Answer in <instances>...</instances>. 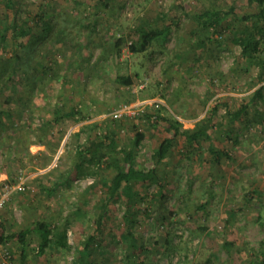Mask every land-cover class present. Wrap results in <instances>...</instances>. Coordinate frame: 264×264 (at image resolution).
Segmentation results:
<instances>
[{
	"label": "rangeland",
	"instance_id": "1",
	"mask_svg": "<svg viewBox=\"0 0 264 264\" xmlns=\"http://www.w3.org/2000/svg\"><path fill=\"white\" fill-rule=\"evenodd\" d=\"M229 7L233 12L220 25L199 23L201 11ZM254 11L250 0H14L1 5L0 20L8 13L20 23L27 19L32 30L0 46L1 117L5 111L0 196L20 172L26 177V189L11 193L0 209V264L130 263L129 241L122 236L127 197L109 199L107 186L115 173L109 161L121 154L108 152L97 165L80 149L96 137L106 139L111 130L118 148L130 147L136 127L145 133L136 163L146 170L156 167L157 179L136 186L144 199L135 204L134 264L258 263L256 253L264 257V101L251 102L240 118L230 114L264 84L260 68L234 40L239 17ZM41 16L54 26L45 39L32 35L43 32ZM142 24L169 25L171 31L167 39L133 53L129 45ZM121 74L134 82H119ZM124 102L136 105V113L114 118L113 109ZM60 107L74 108L76 117L54 121ZM157 114L177 117L182 129L210 118L211 140L190 142L177 135L157 165L155 149L174 136L167 120L153 124ZM211 141L231 156L215 160ZM79 162L94 173L85 168L79 174ZM103 203V227L95 232ZM38 220L52 222L55 229L68 223L70 247L52 245L39 254ZM24 228L31 231L23 249L16 233ZM91 236L90 261L82 263ZM7 250L11 256L6 258Z\"/></svg>",
	"mask_w": 264,
	"mask_h": 264
},
{
	"label": "trees",
	"instance_id": "2",
	"mask_svg": "<svg viewBox=\"0 0 264 264\" xmlns=\"http://www.w3.org/2000/svg\"><path fill=\"white\" fill-rule=\"evenodd\" d=\"M14 4V0H0V6L4 4ZM250 3L254 5L255 11L249 14H244L239 19L241 20L240 25L236 28V34L234 40L238 43L242 44L244 54L249 57L250 61L253 65H257L260 68L259 77L260 81H264V56L260 53L262 49H264V0H250ZM233 12L232 7H229L225 10L220 9H206L199 13V23L205 27H216L223 22L225 17H228L230 13ZM43 21V25H41L43 32L42 34L32 35L37 36L42 39H45L50 32H52V28L54 27L50 19L47 20L41 16ZM41 24V22L39 21ZM231 26V25H229ZM52 29V30H51ZM12 30L11 37H9V32ZM32 30L31 26L27 22V19H24L22 23H20L14 16L11 14H6L5 18L0 20V46H7L10 43V40L15 43L22 36H27L29 31ZM138 33L137 39L130 42V49L133 53H141L148 50L154 41L158 38H163V40L167 39L170 34V26H152L142 24L136 28ZM118 42L124 41L123 38H117ZM19 57V56H18ZM10 69V68H9ZM12 71L15 72L16 68L12 67ZM6 72H9L7 69ZM3 74L2 77L4 80L7 78ZM1 77V78H2ZM12 77V76H11ZM13 79V78H12ZM119 82L123 84H132L134 82L133 76L131 75H119L117 76ZM255 100L264 101V84L255 89L253 94L251 95L248 102L242 103L241 106L232 112H230L231 117L240 118L247 113L249 104ZM219 109V105H216L212 109V113H216ZM5 114V111H2ZM2 113V117L3 116ZM77 111L72 108L70 110L64 111L61 107L54 110V121H60L63 118H74L76 117ZM155 119L153 124L158 123L159 119L167 120L171 127L173 128V137L169 136L164 138L153 154L155 159V163L158 165L164 161L171 146L174 143L175 136L184 135L188 141L197 140L200 137L211 140V136L209 133V128L211 125V119L205 118L200 120L196 124L194 128L182 129V122L175 116H163L161 114L155 115ZM0 115V118H2ZM85 117V116H84ZM149 117V115H148ZM0 119V123H1ZM96 126V125H95ZM115 132L109 131V134L106 135V139L102 137H96L91 140L89 146L86 150L80 149V153L86 152L90 154L89 163L99 165L103 159L104 154L107 153H116L121 154V158L118 156L112 157L109 163L115 165V173L107 183L109 199L114 198L115 195L124 194L127 197V202L125 205V217L128 220L127 227L125 232H123L122 236L127 241V251H128V261L129 264H134L135 260H132L135 256V246L137 236L134 232V223L136 222L135 211L138 208H135V204L139 201H142L144 197L140 194V192L136 189V186L141 181L154 180L157 179L156 167H152L150 169H144L137 165L136 163V155L139 146L145 138V133L141 130H138L136 127V132L133 137V145L130 147L122 146L118 148L120 143L115 138ZM209 149L213 154L215 160H220L222 157L229 158L231 155L228 151L224 149H220L214 145L211 141L209 145ZM101 151V154H99ZM105 157V156H104ZM76 168L79 171V174H83L84 169L87 168L90 172L94 173L93 168L84 166L83 162L76 163ZM107 208V204H101V211L96 219L97 228L95 232H99L103 227V221L105 217V211ZM68 223L55 229L52 222L47 220H38L35 224V230L38 232L40 236V243L38 245V253L43 254L46 252L47 248L52 245L57 247L67 248L70 247L68 242ZM29 228H24L18 231L17 237L19 241L24 246L27 244V236L30 233ZM95 236H91L88 240V243L85 246V251L82 258V263L90 261V253H91V243ZM2 241L5 239L1 238ZM87 251V252H86ZM23 250V254H24ZM256 253V264H264V257L259 258Z\"/></svg>",
	"mask_w": 264,
	"mask_h": 264
},
{
	"label": "built area",
	"instance_id": "3",
	"mask_svg": "<svg viewBox=\"0 0 264 264\" xmlns=\"http://www.w3.org/2000/svg\"><path fill=\"white\" fill-rule=\"evenodd\" d=\"M136 107H137L136 105L134 106L130 102L121 103L119 106L113 109L112 116L117 119H121L124 116L131 117L132 115L136 113ZM25 189H26V177L24 176L23 172H20L18 175V180L16 181L15 184L5 185V188L0 196V209L4 207L6 200L11 193L18 192V191H24ZM5 256L6 258L11 256L9 250H7V252L5 253ZM4 263H6V260H4Z\"/></svg>",
	"mask_w": 264,
	"mask_h": 264
}]
</instances>
